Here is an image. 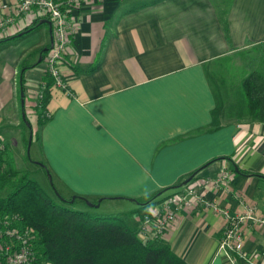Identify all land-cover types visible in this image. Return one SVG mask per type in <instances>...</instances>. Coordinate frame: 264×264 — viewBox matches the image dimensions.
<instances>
[{
	"label": "crops",
	"instance_id": "crops-1",
	"mask_svg": "<svg viewBox=\"0 0 264 264\" xmlns=\"http://www.w3.org/2000/svg\"><path fill=\"white\" fill-rule=\"evenodd\" d=\"M79 1L59 66L65 87L51 84L42 125L33 106L45 76L38 50L50 46V24L0 42L5 147L12 152L36 129L29 146L48 184L68 196L100 198L96 208L125 201L130 206L117 213L125 212L135 231L141 216L131 213L138 208L131 199L162 191L147 210L190 188L200 201L180 209L162 235L170 250L187 264H254L264 227L243 225V255H224L217 250L223 219L210 205L234 215L253 205L264 216V180L236 170L264 176V121L246 109L224 116L218 108L225 89L217 93L206 67L258 43L264 53V0ZM4 15L0 9V19ZM29 24L14 17L0 40ZM21 65L27 67L20 83ZM22 112L34 117V123L26 117L30 127Z\"/></svg>",
	"mask_w": 264,
	"mask_h": 264
},
{
	"label": "trees",
	"instance_id": "trees-1",
	"mask_svg": "<svg viewBox=\"0 0 264 264\" xmlns=\"http://www.w3.org/2000/svg\"><path fill=\"white\" fill-rule=\"evenodd\" d=\"M44 19L46 18L31 22L20 33L2 38L0 42L31 33L43 24ZM256 45L260 47V43ZM47 49L46 46L38 50L41 58ZM258 57L253 69L240 79V88L247 115L264 121V53L260 52ZM26 67L24 65L19 67L17 76L20 83ZM51 84L52 78L45 74L39 84L42 87L41 97L33 106L38 126L48 119L44 116V111ZM19 85L22 91L23 88L21 84ZM22 117V122L30 127L24 112ZM30 135L31 140L36 138L34 132ZM36 163L41 165L48 175L42 163ZM232 166L236 169L234 164ZM236 170L244 175H254L264 180L261 174ZM51 184L55 186L54 183ZM161 193L162 191H157L143 198L131 199L138 205L131 213L138 212L142 216L149 203ZM59 196L61 199L57 198L59 201L57 202L27 173L17 171L11 154L4 145V150L0 153V216L14 214L22 227L32 229L35 258L31 264H187L170 250L162 237L143 240L124 220L125 212L94 214L86 210L73 209L69 205L78 199L87 207H95L93 204L99 203L100 198L88 200L77 195L63 197L60 193ZM129 213L127 215H130Z\"/></svg>",
	"mask_w": 264,
	"mask_h": 264
},
{
	"label": "built area",
	"instance_id": "built-area-1",
	"mask_svg": "<svg viewBox=\"0 0 264 264\" xmlns=\"http://www.w3.org/2000/svg\"><path fill=\"white\" fill-rule=\"evenodd\" d=\"M79 0H14L12 4L0 3L5 13L0 19V31L14 17H22L27 22L46 18L51 28V42L43 57L44 72L52 78L55 87L64 88L65 83L59 71L64 61L66 47L71 42L75 31L76 19L72 11L79 5ZM38 86L35 101L41 97ZM36 102H34V105ZM44 116H48L44 112ZM4 143L0 140V153ZM200 201L195 192L186 188L160 199L158 203L140 217L137 234L144 240L160 236L169 228L180 209L190 208L193 201ZM210 205V204H208ZM213 211L223 219V229L218 241L217 250L224 255L236 254L241 257L243 225L254 224L264 227V216L257 215L253 205L245 206L241 214H230L226 209L210 205ZM35 258L34 233L32 229L22 227L14 214L0 216V264H31ZM254 264H264V248Z\"/></svg>",
	"mask_w": 264,
	"mask_h": 264
},
{
	"label": "rangeland",
	"instance_id": "rangeland-1",
	"mask_svg": "<svg viewBox=\"0 0 264 264\" xmlns=\"http://www.w3.org/2000/svg\"><path fill=\"white\" fill-rule=\"evenodd\" d=\"M260 50L255 46H246L240 49L232 55L223 57L218 61L209 64L206 67V73L209 81L213 87L218 89H225L226 98H220L222 104H219V109H223L221 113L224 116L227 115H245V101L240 88V79L246 75L256 64L259 58ZM45 55V54H44ZM44 57V56H43ZM222 105V106H221ZM27 117V116H26ZM29 121L34 123V117L28 116ZM23 126V124H22ZM36 132V129L35 131ZM3 143L4 141L0 139ZM5 145V143H4ZM27 140L24 138L23 142L19 146L9 151L12 157L13 165L19 172H25L28 176L35 180L37 184L54 200L59 202L53 194L48 182L47 176L43 169L35 164V154L32 146H29L26 155ZM5 167V165H4ZM55 187V186H54ZM63 197H67L64 193L58 192ZM119 203H103L100 207H87L81 200L75 199L72 204H69L71 208L78 210H86L94 214H116L117 211L124 209L128 205L125 201H119ZM125 204V205H123ZM133 206V205H131ZM138 207V206H137ZM148 210V209H147ZM172 224V222H171ZM170 224V225H171ZM170 227V226H169ZM168 230V229H167ZM166 232V231H165ZM163 233V235L165 234Z\"/></svg>",
	"mask_w": 264,
	"mask_h": 264
},
{
	"label": "water",
	"instance_id": "water-1",
	"mask_svg": "<svg viewBox=\"0 0 264 264\" xmlns=\"http://www.w3.org/2000/svg\"><path fill=\"white\" fill-rule=\"evenodd\" d=\"M45 22H47V23H49V21L48 20H44ZM29 143H30V135L28 136V139H27V147H26V155L28 154L27 153V150H28V148H29ZM186 183V181H183L180 185H183V184H185ZM49 184H50V188H51V190H52V192H53V194L55 195V197L56 198H58V199H61L60 198V196H59V194H58V192L55 190V188L52 186V184H51V181L49 182ZM72 199H70V201H71ZM95 207L98 205V203H95V204H93Z\"/></svg>",
	"mask_w": 264,
	"mask_h": 264
}]
</instances>
